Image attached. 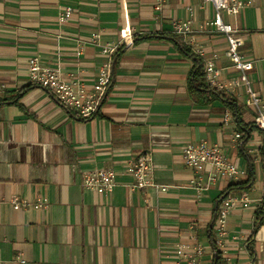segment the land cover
Listing matches in <instances>:
<instances>
[{
	"label": "crops",
	"instance_id": "crops-1",
	"mask_svg": "<svg viewBox=\"0 0 264 264\" xmlns=\"http://www.w3.org/2000/svg\"><path fill=\"white\" fill-rule=\"evenodd\" d=\"M240 1L244 7L237 14L222 9V19L243 38L254 63L248 77L264 96V0ZM66 5L73 15L61 21ZM189 6L195 18L183 36L173 22L187 19ZM215 13L202 0H0V264H172L177 245L194 242L206 248L202 264H213L223 193L249 199L227 217L228 264H264V133L255 125L244 141L241 132V124H255L257 110L246 104L244 86L221 91L237 108L212 92H192L195 60L182 47L203 67L215 60L223 80L240 75L225 34L202 27ZM105 42L126 45L108 56L99 45ZM33 56L89 89L111 61L99 111L82 118L32 84ZM227 112L233 118L224 122ZM202 140L243 173L199 192L183 149ZM140 153L167 190L131 188L127 166ZM101 168L117 172L110 194L83 186V173ZM248 179L245 188L227 191ZM14 197L28 205L15 208ZM38 199L44 207L35 208Z\"/></svg>",
	"mask_w": 264,
	"mask_h": 264
},
{
	"label": "built area",
	"instance_id": "built-area-1",
	"mask_svg": "<svg viewBox=\"0 0 264 264\" xmlns=\"http://www.w3.org/2000/svg\"><path fill=\"white\" fill-rule=\"evenodd\" d=\"M212 2L216 8L213 19L206 20L202 27L206 30H214L225 34L228 48L227 55L232 59L234 66L240 71V75L228 80L222 79V70L215 60L208 59L204 65L206 81L210 88L218 91L236 90L245 87L247 92L246 104L257 110L255 125L264 133V96L259 94L252 86L248 77V71L253 69L254 63L248 59L242 51L243 38L238 30L222 19L221 10L226 9L232 14H237L245 3L240 0H202V4ZM188 18L185 20H175L174 30L177 34L187 36L191 31V25L195 18V8L189 6ZM73 15V8L70 5L64 6L60 14V20L66 21ZM100 33L94 35V42L99 43ZM101 52L108 56L115 55L119 50V44L105 42L99 44ZM81 50H78V54ZM196 53L203 54L202 49H197ZM111 61L103 64L98 74L97 82L92 89L73 79L63 77L58 68L44 65L38 56H33L28 61L29 79L32 84L48 89L64 106L74 109L82 118L94 116L100 108V103L107 91L111 81ZM233 118L231 112L224 116V122ZM240 133L236 134L239 138ZM183 161L194 171V178L191 183L199 192L213 186L221 177H235L240 171L236 163L226 157L222 151L208 141L202 140L199 143H190L183 149ZM127 171L133 176L131 184L133 189H143L155 187L157 190L165 191L167 186L156 182L154 168L151 158L147 153H140L133 157L127 166ZM207 173V174H206ZM117 172L111 168H101L88 170L83 173L82 183L85 188L95 190L100 194H110L116 185ZM249 201L245 193L240 196L230 194L221 197L214 216V229L216 233L215 253L220 251L224 257L222 264H228L226 255V224L227 217L232 209L239 204H246ZM15 208L26 207L27 200H20L18 197L12 199ZM35 208L44 207L42 200L38 199L34 204ZM206 248L198 242L178 244L174 250V260L172 264H202V258L206 254ZM20 262L25 259L19 257Z\"/></svg>",
	"mask_w": 264,
	"mask_h": 264
},
{
	"label": "trees",
	"instance_id": "trees-1",
	"mask_svg": "<svg viewBox=\"0 0 264 264\" xmlns=\"http://www.w3.org/2000/svg\"><path fill=\"white\" fill-rule=\"evenodd\" d=\"M125 45L126 44H124L121 48H119L118 52L116 53L117 57L121 54ZM182 47L195 60L192 71H191V74L194 76V79H193L192 84H191V91L192 92L198 91L199 93L212 92L215 96L224 99L228 103V105L232 106L233 108H237V102L235 100H233L231 97H228L224 92L210 88V86L208 85V83L206 81V76L204 73V67H203V64H202L200 58L195 56L191 52V49L188 48L187 46H185L184 44H182ZM31 87H32V85H29V86L23 88L21 91H24V90L29 89ZM107 90H108V88H107ZM104 98H106V97H104ZM236 115L238 116L239 114L236 113ZM241 126H242L241 132L244 133L242 136V139H244V141H247L250 137L251 132L255 128V124H248L247 126L244 124H241ZM250 182H251V180L248 179L245 182L229 184L227 187V191H229L231 189H235V188H245ZM223 196H224V193L219 198L221 199V197H223ZM214 248L216 249V245L214 246ZM223 261H224V257L222 255V253L220 251L216 252V254L214 255V258H213V264H222Z\"/></svg>",
	"mask_w": 264,
	"mask_h": 264
},
{
	"label": "rangeland",
	"instance_id": "rangeland-1",
	"mask_svg": "<svg viewBox=\"0 0 264 264\" xmlns=\"http://www.w3.org/2000/svg\"><path fill=\"white\" fill-rule=\"evenodd\" d=\"M204 63V62H203Z\"/></svg>",
	"mask_w": 264,
	"mask_h": 264
}]
</instances>
